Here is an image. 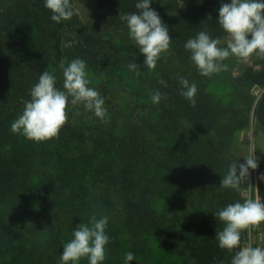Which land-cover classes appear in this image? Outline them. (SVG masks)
<instances>
[{
    "label": "trees",
    "instance_id": "obj_1",
    "mask_svg": "<svg viewBox=\"0 0 264 264\" xmlns=\"http://www.w3.org/2000/svg\"><path fill=\"white\" fill-rule=\"evenodd\" d=\"M136 2L96 0L86 22L76 11L51 21L44 0H11L0 11V264H60L73 228L92 215L109 217L103 264H124L129 251V264H230L235 250L218 247L223 225L212 214L245 199L242 181L240 190L220 181L246 157L235 139L252 114L264 134V58L239 73L201 76L184 44L200 31L226 39L216 24L221 0H153L172 40L149 69L123 19ZM76 58L108 115L69 103L58 137L35 142L13 132L39 74L49 71L63 89L60 61ZM181 77L197 85L195 106L180 94ZM261 176L264 154L255 170L264 202Z\"/></svg>",
    "mask_w": 264,
    "mask_h": 264
},
{
    "label": "clouds",
    "instance_id": "obj_2",
    "mask_svg": "<svg viewBox=\"0 0 264 264\" xmlns=\"http://www.w3.org/2000/svg\"><path fill=\"white\" fill-rule=\"evenodd\" d=\"M152 2L137 0V11L123 17L128 35L144 57L143 64L149 69L156 67L160 54L169 49L172 40L167 25L162 22L158 12L150 7ZM44 7L50 12V20L56 23L70 20L75 11L70 0H44ZM216 24L226 33L225 47L220 46V39H213L204 31L187 39L184 44L201 76L208 77L226 70L227 65L222 62L230 56L247 59L255 53L264 58V0H221ZM59 67L63 76V89L56 87V76L49 71L44 70L39 74L37 83L29 91L30 99L25 101L21 114L11 124L13 132L35 142L58 137L67 121L66 107L69 103L82 104L85 110L101 120L108 115L104 98L95 88L89 87L85 60H61ZM138 67L132 61L128 64L130 71ZM179 83L182 89L180 94L195 106L197 85L183 77ZM151 99L153 104L159 103L161 93L155 91ZM258 166L259 158L254 153L244 157L243 163H231L220 181V187L240 190L241 178H247L250 170H256ZM260 179L264 180V176ZM212 215L223 225L215 235L218 247L230 252L235 250L230 264H264V247L250 243L241 245L242 232L251 225L264 222V202L259 198H246L242 203L227 204ZM108 221L107 215L99 218L92 215L86 223L76 225L71 239L62 246L60 264H80L82 259H87L88 264H103L110 239L105 231ZM134 258L131 251L126 252L124 264H129Z\"/></svg>",
    "mask_w": 264,
    "mask_h": 264
},
{
    "label": "rangeland",
    "instance_id": "obj_3",
    "mask_svg": "<svg viewBox=\"0 0 264 264\" xmlns=\"http://www.w3.org/2000/svg\"><path fill=\"white\" fill-rule=\"evenodd\" d=\"M10 2L11 0H0V11ZM71 3L82 22H86L97 10L96 0H71ZM220 46H226V39L221 42ZM254 58L255 53L247 59H239L230 56L225 60V64L227 65V69L230 71L239 73L249 66L253 62ZM251 92L255 98H259L262 89L254 88ZM235 142L237 145V153L240 156H247L251 153H254V155L260 159L264 154V134L257 128L255 120L253 119V114L250 116L249 126L236 135ZM241 181L243 184L242 196L245 199H256L257 194L255 170H250L249 176L247 178L242 177ZM263 242V222L258 225H251L247 229V240L243 243V245L250 243L253 246H261Z\"/></svg>",
    "mask_w": 264,
    "mask_h": 264
}]
</instances>
